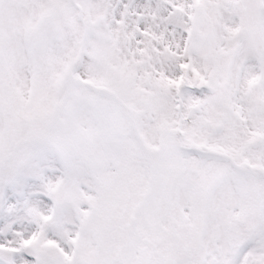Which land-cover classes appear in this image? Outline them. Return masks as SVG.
I'll list each match as a JSON object with an SVG mask.
<instances>
[{
  "label": "snow or ice",
  "instance_id": "1",
  "mask_svg": "<svg viewBox=\"0 0 264 264\" xmlns=\"http://www.w3.org/2000/svg\"><path fill=\"white\" fill-rule=\"evenodd\" d=\"M0 264H264V0H0Z\"/></svg>",
  "mask_w": 264,
  "mask_h": 264
}]
</instances>
